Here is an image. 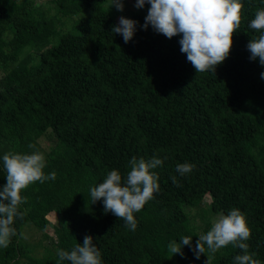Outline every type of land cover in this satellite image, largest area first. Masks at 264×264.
<instances>
[{
  "label": "trees",
  "instance_id": "obj_1",
  "mask_svg": "<svg viewBox=\"0 0 264 264\" xmlns=\"http://www.w3.org/2000/svg\"><path fill=\"white\" fill-rule=\"evenodd\" d=\"M49 3L52 14L33 0H0V189L7 150L39 151L45 175L56 173L21 191L22 218L14 220L8 247H0V264H36L21 250L18 231L26 224L43 230L50 212L57 217L44 264H69L59 262L57 249L71 251L86 235L103 264H205L206 246L199 260L188 246L183 258L168 249L184 236L195 247L183 207L193 205L198 189L210 198L209 212L240 210L251 232L249 253L264 264V67L246 47L261 34L248 25L264 0H241L230 54L214 74L195 72L179 35L142 29L147 3L127 44L111 32L108 0ZM45 132L53 143L48 152L37 141ZM132 157L163 161L152 170L159 191L134 213V231L90 195L108 172L125 177ZM183 163L195 167L181 176L176 166ZM240 254L229 244L211 264H234Z\"/></svg>",
  "mask_w": 264,
  "mask_h": 264
},
{
  "label": "clouds",
  "instance_id": "obj_2",
  "mask_svg": "<svg viewBox=\"0 0 264 264\" xmlns=\"http://www.w3.org/2000/svg\"><path fill=\"white\" fill-rule=\"evenodd\" d=\"M125 0H110L109 8L117 11L124 10ZM150 5L141 26L147 30L149 25L158 33L171 39L180 36V51L186 54L187 61L195 72L215 73L218 65L229 56L233 45V34L241 23V0H135L134 7L142 9L145 4ZM137 21L119 17L117 25L111 27V32L122 36L125 44L129 43L135 34ZM249 28L260 32L258 37L252 38L247 44L250 60L259 59L264 67V8L257 9ZM264 80V72L260 74ZM29 145V148H34ZM3 169L6 172V184L0 189V247L6 248L11 237L16 235L12 227L16 218H22L18 211L19 205L25 202L21 191L34 182L43 183L55 180L53 171L45 175L43 169L46 160L43 153L33 151L31 154L8 152L3 155ZM130 170L122 178L118 170L108 172L102 183L90 188L93 203L102 200L105 213H111L117 219L125 222L132 231L137 227L134 213L142 210L144 205L159 191L158 175L152 171L162 166L163 161L158 158L145 160L132 157L128 162ZM195 165L190 163L177 164L176 171L184 176L189 174ZM174 185H178L176 177H172ZM7 202V203H5ZM251 235L244 215L238 209H232L227 215L220 214L210 230L201 234L192 246V237H181L179 243L172 241L168 245L173 255L183 258L182 248L188 246L194 253L195 259L208 255L205 264H211L215 253L231 244L241 250L236 255L234 264H262L255 259L256 253H249L246 243ZM59 262L69 264H103L101 253L93 244V238L86 235L83 244L76 243L71 251L57 249Z\"/></svg>",
  "mask_w": 264,
  "mask_h": 264
},
{
  "label": "rangeland",
  "instance_id": "obj_3",
  "mask_svg": "<svg viewBox=\"0 0 264 264\" xmlns=\"http://www.w3.org/2000/svg\"><path fill=\"white\" fill-rule=\"evenodd\" d=\"M34 5L41 7L46 10L48 14H52L51 5L49 0H33ZM108 6L110 0H108ZM135 0H125L124 10L122 12L117 11L115 7H112L111 14L112 20L115 25L118 24L119 17L123 16L125 18L135 21V18L140 14L144 13L145 7L142 9H136L134 7ZM2 72L0 70V76ZM48 134H45L40 137L37 141L40 148L44 152H48L52 147L53 143L48 139ZM8 152H13L12 150L5 151V154ZM210 198L207 193H204L202 189L197 190L195 195V201L191 206H184L183 211L188 218V228L194 234L197 235V238L200 234L201 227L208 222L213 224V222L218 219L220 213H212L208 211V203ZM50 214H56L51 212ZM53 216V215H52ZM49 219V216L45 215V218L48 220V225L43 230H37L30 224L22 226L18 231V243L21 246V250L25 255L34 259L36 264H44L45 262V249L51 248V243L54 241L53 227L56 222V217ZM24 258L20 259V264H24Z\"/></svg>",
  "mask_w": 264,
  "mask_h": 264
},
{
  "label": "crops",
  "instance_id": "obj_4",
  "mask_svg": "<svg viewBox=\"0 0 264 264\" xmlns=\"http://www.w3.org/2000/svg\"><path fill=\"white\" fill-rule=\"evenodd\" d=\"M51 213V212H50Z\"/></svg>",
  "mask_w": 264,
  "mask_h": 264
}]
</instances>
